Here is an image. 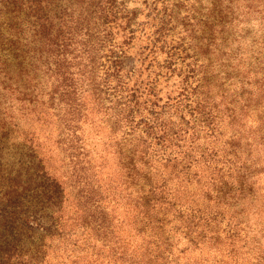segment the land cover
Returning <instances> with one entry per match:
<instances>
[{"label": "trees", "instance_id": "obj_1", "mask_svg": "<svg viewBox=\"0 0 264 264\" xmlns=\"http://www.w3.org/2000/svg\"><path fill=\"white\" fill-rule=\"evenodd\" d=\"M128 2L0 0L1 96L41 125L56 118L59 143L87 188L82 135L96 129L123 169L121 182L136 185L144 225L156 228L173 211L195 249L221 236L232 249L257 251L244 237L234 245L230 221L225 229L211 225L224 220L219 212L207 217L198 202L176 197L203 172L206 195L222 208L252 199L254 184L264 182V0ZM250 119L259 126L245 138ZM243 139L246 152L238 149ZM256 151L260 160L248 154ZM35 163L29 159L27 169L36 194L25 184L26 198L16 199L13 188L0 196V264L38 263L41 253L23 251L22 238L44 236L55 224L47 211L60 213V182ZM167 240L151 242L162 244L149 256L158 264L171 254ZM257 252L250 264H264Z\"/></svg>", "mask_w": 264, "mask_h": 264}, {"label": "rangeland", "instance_id": "obj_2", "mask_svg": "<svg viewBox=\"0 0 264 264\" xmlns=\"http://www.w3.org/2000/svg\"><path fill=\"white\" fill-rule=\"evenodd\" d=\"M128 1L129 7H135L142 0ZM55 119L50 118L44 125L27 119L22 116L19 103L8 94L1 96L0 92V196L13 188L18 190L16 199L23 194L26 198L21 190L25 184L31 185L30 191L38 192L34 188L38 182L30 176L32 167L27 169L29 159L34 163L40 159L60 182V213L56 216L47 211V216L51 221L55 220V224H47L51 226L49 230H44V236L39 235L38 238L33 234L32 237L24 235L22 238L23 251L28 249L36 257L41 253L35 264H158L149 256L157 254L155 248H161L162 244L158 242L151 246L153 240L161 237H168V250L171 252L167 262L166 255H163L162 260L166 264H233L231 261L234 257L238 258L237 264H250L257 251L264 259V182L258 180L254 184L252 199L243 198L236 206L227 208L217 205L212 197L206 195L204 172L200 174L202 178L199 183L192 181L181 188L183 193L182 196L177 195L178 202L186 205L198 202L206 216L219 212L224 220L220 223L214 221L211 225L225 229L226 221H230L231 227L237 231L234 245H239L242 242L239 237H244L248 242L253 241L249 250L257 251L232 249L229 241L221 236L205 243L201 249H195L184 235V229L173 211L167 222H162L156 228L143 224L139 207H135L134 199L138 194L136 185L125 178L121 182L123 169L120 170L116 159L111 158L110 150L104 149L98 142L99 134L94 128L86 127L82 135L84 147H81V151L88 153L90 159L82 174L92 178L93 186L87 188L82 185L77 177L79 169L67 157L66 151L63 152L66 146L59 143V127ZM258 126L259 123L250 119L244 125L243 137L248 138L256 133ZM240 148L245 152V148H249L244 139L243 144L238 143ZM248 154L259 160L261 158L258 151ZM101 165L103 168L98 172L97 166ZM88 192H91L90 196ZM33 200V209H36L37 199ZM218 206L221 209H216ZM33 222L41 225V220L34 219ZM16 235L21 239L19 230ZM40 240L43 248L38 246ZM231 250L232 256H228Z\"/></svg>", "mask_w": 264, "mask_h": 264}]
</instances>
